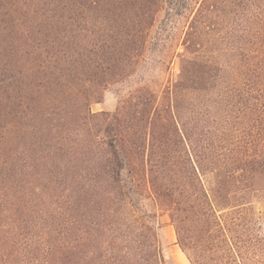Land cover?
Returning <instances> with one entry per match:
<instances>
[{
  "label": "trees",
  "instance_id": "1",
  "mask_svg": "<svg viewBox=\"0 0 264 264\" xmlns=\"http://www.w3.org/2000/svg\"><path fill=\"white\" fill-rule=\"evenodd\" d=\"M146 197L189 264H264V0H0V264H165Z\"/></svg>",
  "mask_w": 264,
  "mask_h": 264
},
{
  "label": "rangeland",
  "instance_id": "2",
  "mask_svg": "<svg viewBox=\"0 0 264 264\" xmlns=\"http://www.w3.org/2000/svg\"><path fill=\"white\" fill-rule=\"evenodd\" d=\"M189 16H190V10H186L185 13L179 16V18H177L172 24L173 26L171 28V38L167 49L168 60L165 66L153 69L146 73H140L134 76L133 78H131L130 84L136 85L135 81H137L138 79H144V81L146 80L147 83L152 85L155 89L160 90L162 85H164L169 79L178 77L180 70V65H179L180 63L176 57V54L178 53V51H180L182 47L181 46L182 39L187 27V20ZM130 84L128 86L127 83H122V84L118 83L110 86L104 92L102 101L93 102L91 104L92 111L114 112L120 104L121 97L129 90ZM50 104L51 105L48 106L51 107V111H55L59 108V110L62 109L64 112L65 110L64 108H66L64 104L61 106L58 105L57 102L53 103L50 101ZM184 117H185L184 121L189 123L190 120L189 109H187ZM54 123L59 125L58 128L55 130L56 131L55 135L59 138L66 136L67 127L69 126V123H67L64 119L62 120L61 118L58 117L54 119ZM35 129L36 128L34 127V125L31 124L28 130H26V133H28V135H30V133L33 134V131ZM23 140H24V136H22V138H20L19 141L23 142ZM51 143L53 142L48 140L47 144H51ZM37 153L38 152H36L35 154L37 155ZM209 179L213 181L212 178ZM142 203L147 211L151 213L155 212L157 214L156 217L154 218V221L155 224L159 226L158 230H159L160 240L163 246V255H164L165 264H189L188 257L181 249L180 245L177 243V235H176L175 227L170 223L169 217L167 215L161 214V211L156 206V203L153 198L146 197L143 199Z\"/></svg>",
  "mask_w": 264,
  "mask_h": 264
}]
</instances>
